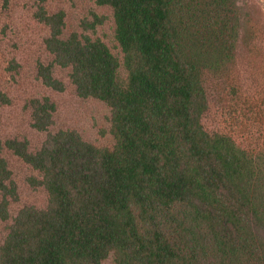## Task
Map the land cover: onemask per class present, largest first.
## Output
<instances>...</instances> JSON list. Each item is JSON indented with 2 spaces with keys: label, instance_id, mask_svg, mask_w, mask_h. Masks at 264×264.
I'll list each match as a JSON object with an SVG mask.
<instances>
[{
  "label": "trees",
  "instance_id": "1",
  "mask_svg": "<svg viewBox=\"0 0 264 264\" xmlns=\"http://www.w3.org/2000/svg\"><path fill=\"white\" fill-rule=\"evenodd\" d=\"M94 3L110 9L120 56L85 32L97 16L62 35V12L41 11L51 59L36 72L61 90L53 67L67 69L77 96L104 103L111 143L94 145L71 129L47 132L33 151L25 140L4 141L37 172L46 203L10 217L0 264H101L108 256L112 264H264V99L233 111L232 124L239 114L248 120L237 126L247 138L203 124L207 80L229 76L251 41L246 3ZM8 102L0 89V107ZM27 103L31 127L47 131L53 103L45 96ZM12 191L0 156L2 220Z\"/></svg>",
  "mask_w": 264,
  "mask_h": 264
},
{
  "label": "rangeland",
  "instance_id": "2",
  "mask_svg": "<svg viewBox=\"0 0 264 264\" xmlns=\"http://www.w3.org/2000/svg\"><path fill=\"white\" fill-rule=\"evenodd\" d=\"M243 1L246 3L244 9L251 17L247 26L251 41L238 49L229 76L207 80L209 109L203 117L206 128H224L235 138H247L242 136L243 129L237 127L248 124V120L242 118L245 104L255 105L264 99L261 98L264 96V0ZM41 11L47 15L62 12V35L82 32L94 20L93 16H97L101 22L92 32H85L101 39L114 55L120 56L107 6H98L94 0H0V89L9 99L0 107V156L6 162L13 187L12 195L5 196L8 218H0V241L10 217L19 207L32 205L41 208L46 203L44 190L34 182L38 179L37 172L7 149L4 141L25 140L27 149L33 151L43 143L47 132L58 129L74 130L82 139L97 146L109 145L112 140L108 133V107L99 100L77 96L68 79L67 69L53 67L52 74L60 81L61 90L45 86L37 76V63L46 64L51 59L44 47L49 27L37 17ZM43 96L53 103L54 111L47 131H37L30 125L27 102L30 98ZM238 109L242 113L238 115L241 118L238 124H232L233 111L238 113ZM254 130L255 137L260 129ZM101 264H112L111 256L103 259Z\"/></svg>",
  "mask_w": 264,
  "mask_h": 264
}]
</instances>
